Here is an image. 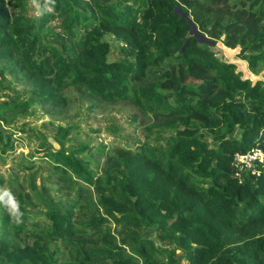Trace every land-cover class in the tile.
<instances>
[{
  "label": "trees",
  "instance_id": "16d2710c",
  "mask_svg": "<svg viewBox=\"0 0 264 264\" xmlns=\"http://www.w3.org/2000/svg\"><path fill=\"white\" fill-rule=\"evenodd\" d=\"M8 1L0 0L1 54L17 51L16 61L36 75L69 78L104 101L129 99L165 121L153 142L115 155L116 166L104 174L90 171L71 153L36 150L39 157L50 156L51 168L65 181L74 178L72 185L80 189L94 186L98 197L82 204L105 215L74 226L79 234L104 231L99 245L73 241L75 257L67 264H264V160L257 175L240 182L231 162L234 152L254 146L264 152V82L242 77L211 50L216 41L238 46L236 56L247 59L253 74L263 71L264 78V0H54L50 7L60 18L55 36L66 56L41 39L48 12L21 22ZM190 24L209 42L189 34ZM105 34L121 43L119 59L107 61ZM44 50L51 61L31 59ZM25 107L16 100L1 102L0 123H9ZM234 130L238 138L229 137ZM45 205L51 224L33 233L44 240L36 239L32 249L8 248V217L0 205V259L56 264L52 242H70V209L79 205ZM145 228L167 245L155 247L142 237ZM10 229L17 240L26 238L15 222ZM95 256L102 260L91 262Z\"/></svg>",
  "mask_w": 264,
  "mask_h": 264
},
{
  "label": "rangeland",
  "instance_id": "374dc122",
  "mask_svg": "<svg viewBox=\"0 0 264 264\" xmlns=\"http://www.w3.org/2000/svg\"><path fill=\"white\" fill-rule=\"evenodd\" d=\"M45 0H10L8 9L11 14L21 17L20 21H37L43 12L51 16L45 21L46 32L41 39L47 42V47L66 56L67 52L60 43L57 35L60 32V18ZM103 41L108 45L107 61L120 58L118 51L121 43L111 34L103 35ZM215 57L220 62H231L235 70L242 77L249 78L253 83L261 80L263 71L253 74L247 69V59L236 56L239 47L227 48L220 41L211 46ZM2 50L0 49V54ZM250 54V53H249ZM248 52L244 56L251 57ZM0 55V103L19 101L27 104L7 124L0 123V134L4 144H0V189H8L16 197L23 215L19 222L14 220L5 209L8 217L6 239L9 249L26 245L32 249L37 238L33 233H41L51 223L44 212L45 202L51 201L58 207L70 209L69 206L79 205V208L70 209L72 229L69 232L70 242L62 239L52 242L56 264H67L75 257L72 242L78 240L87 245H99L100 234H79L75 225H81L92 217L102 214L96 212L89 204H82L88 198L96 199L99 195L94 186L79 188L65 181L66 177L58 176L51 168L50 156L39 157L36 150H56L57 152L71 153L81 158L84 165L92 172L106 173L116 166L115 155L123 152L135 151L145 141H154L159 132L158 127L164 124L163 116L155 115L153 111L140 109L129 99L104 101L91 95L83 87L72 84L69 78L56 81L53 74L36 75L27 63L16 61L19 53L13 51L9 56ZM246 57V58H247ZM51 61L50 53L46 50L36 53L31 59ZM140 86L142 83L134 82ZM65 130L64 136H61ZM238 130L229 135L238 138ZM211 145L215 143L210 142ZM84 147L77 153L76 148ZM30 160L31 164L26 161ZM80 184V183H79ZM60 212V209L58 208ZM19 226L25 237L22 241L12 235L10 222ZM106 228L113 232V224L106 223ZM105 228V229H106ZM142 237L151 238L155 247L167 245L159 242L152 228L141 229ZM44 237L40 236L37 243L41 244ZM117 242V239H115ZM180 252L176 251L174 258L178 262ZM162 257V256H161ZM163 258V257H162ZM101 257H91V262H98ZM0 264H11L0 259ZM16 264H42L32 259H20ZM136 264H142L137 261Z\"/></svg>",
  "mask_w": 264,
  "mask_h": 264
},
{
  "label": "built area",
  "instance_id": "2783aa9c",
  "mask_svg": "<svg viewBox=\"0 0 264 264\" xmlns=\"http://www.w3.org/2000/svg\"><path fill=\"white\" fill-rule=\"evenodd\" d=\"M264 152L258 146H254L243 152H234L231 162L235 169L234 176L238 181H243L249 174L257 175L262 167ZM179 264H187L180 260Z\"/></svg>",
  "mask_w": 264,
  "mask_h": 264
},
{
  "label": "clouds",
  "instance_id": "9594fccd",
  "mask_svg": "<svg viewBox=\"0 0 264 264\" xmlns=\"http://www.w3.org/2000/svg\"><path fill=\"white\" fill-rule=\"evenodd\" d=\"M35 3V0H33ZM46 4L54 5V0H45ZM51 11V8H49ZM0 205H2L9 213V215L19 222L23 213L20 211V204L12 192L8 189H0Z\"/></svg>",
  "mask_w": 264,
  "mask_h": 264
},
{
  "label": "water",
  "instance_id": "95a60500",
  "mask_svg": "<svg viewBox=\"0 0 264 264\" xmlns=\"http://www.w3.org/2000/svg\"><path fill=\"white\" fill-rule=\"evenodd\" d=\"M174 12L179 13L178 7L174 9ZM181 16L186 17L185 14H181ZM189 34H194L199 42L207 43L209 42L208 37L201 35L195 28L193 24H190Z\"/></svg>",
  "mask_w": 264,
  "mask_h": 264
}]
</instances>
